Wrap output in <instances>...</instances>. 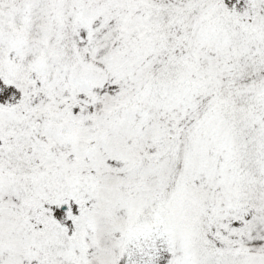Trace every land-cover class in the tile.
I'll return each mask as SVG.
<instances>
[{
    "label": "snow or ice",
    "instance_id": "obj_1",
    "mask_svg": "<svg viewBox=\"0 0 264 264\" xmlns=\"http://www.w3.org/2000/svg\"><path fill=\"white\" fill-rule=\"evenodd\" d=\"M0 264H264V0H0Z\"/></svg>",
    "mask_w": 264,
    "mask_h": 264
}]
</instances>
